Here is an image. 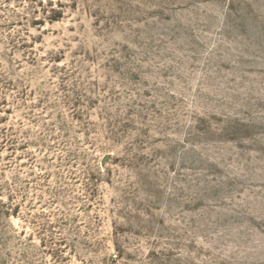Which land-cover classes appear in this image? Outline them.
Here are the masks:
<instances>
[{
    "label": "rangeland",
    "instance_id": "1",
    "mask_svg": "<svg viewBox=\"0 0 264 264\" xmlns=\"http://www.w3.org/2000/svg\"><path fill=\"white\" fill-rule=\"evenodd\" d=\"M0 264H264V0H0Z\"/></svg>",
    "mask_w": 264,
    "mask_h": 264
}]
</instances>
